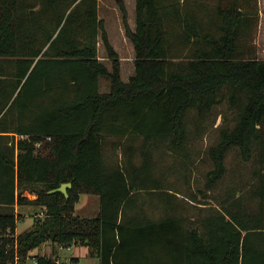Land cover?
Instances as JSON below:
<instances>
[{"label":"trees","instance_id":"obj_1","mask_svg":"<svg viewBox=\"0 0 264 264\" xmlns=\"http://www.w3.org/2000/svg\"><path fill=\"white\" fill-rule=\"evenodd\" d=\"M194 6L136 0L132 28L120 0L135 49L134 73L124 80L99 0H0V162L14 182L6 197L0 185V202L45 212L17 236L21 261L51 242V255H35L36 264H53L58 246L78 244L100 264H264L263 174L249 194L258 197L256 207L233 187L201 227H189L175 207L152 219L138 206L142 211L130 217L139 191L160 189L162 180L152 176L151 160L142 169L134 164L131 143L125 165L105 159L106 135L142 137L143 147L166 142L180 152L189 139V112L205 119L228 102L235 117L208 148L213 167L207 186L224 179L233 146L244 160L264 165V59L254 41L258 0H221L206 11ZM100 39L111 67L99 58ZM102 78L108 91L100 90ZM63 182L72 183L68 195L49 192ZM82 194L99 196L98 215L75 213ZM20 219L16 210L0 212V231L14 232ZM78 261L70 258V264Z\"/></svg>","mask_w":264,"mask_h":264},{"label":"rangeland","instance_id":"obj_2","mask_svg":"<svg viewBox=\"0 0 264 264\" xmlns=\"http://www.w3.org/2000/svg\"><path fill=\"white\" fill-rule=\"evenodd\" d=\"M128 10L129 22L135 24L136 20V0H123ZM214 4L221 3V0H213ZM258 7L260 3L258 0ZM262 11V13H261ZM261 16H264V0H262ZM99 16L104 19L105 25H110L112 35L123 48L121 60V73L124 80H128L135 70L134 59L135 49L132 51L128 47L129 42L126 41L124 33L117 31V24L123 25L122 11L120 8V0H99ZM131 18V21H130ZM259 19V21H260ZM260 23V22H259ZM108 32V31H107ZM126 33V32H125ZM131 42V40L128 38ZM256 46V55L264 59V20L263 27L257 28L254 37ZM128 42V43H127ZM132 43V42H131ZM134 48V46H133ZM99 58L111 67V59L108 57L105 47L100 39L98 43ZM101 91L109 90L108 80L101 79ZM235 117V111L230 108L228 102H223L215 107V109L205 118L200 119L195 110H191L188 114L189 139L184 150L180 152L170 150L168 143H157L154 141L147 142L149 145L143 147V138L119 135H106L104 141V155L108 165H116L128 162L130 152L127 149L129 143L135 148L134 164L142 169L143 165L150 167L152 162V176L162 180V188L160 189H141L134 197V204L128 208L131 215L133 211L141 212L138 206L145 207L147 216L152 219H158L169 213L173 207L177 208L179 214L186 217V225L189 227L202 226V219L211 214L212 209L221 207L220 201L233 187L243 189L241 195L246 196L245 201L251 207H256L258 197H251L249 194L259 187V176H264V165L259 160H244L237 146H233L226 157L227 172L223 180L219 181L213 187L207 186V173L213 167L212 160L208 156V148L218 142L220 138V129L226 123L231 122ZM264 130V128H263ZM19 136V135H17ZM158 146V147H156ZM149 149V150H148ZM147 153L148 161L145 163L144 153ZM145 163V164H144ZM149 163V164H148ZM13 174L12 171H5L0 162V185L4 188V196L13 192ZM155 190V193H152ZM158 192H163L157 194ZM171 198L172 203L167 202L165 198ZM139 199V200H138ZM131 203V204H132ZM77 213L81 216H96L100 210V198L98 195L82 194L80 200L76 203ZM217 206V207H215ZM17 209V210H16ZM22 215V219L17 222V231L28 229L34 220L36 211L24 204L23 206H14L7 202L1 205L0 212H14ZM170 210V211H169ZM142 215V213H141ZM34 222V221H33ZM79 246H82L78 244ZM78 246V248H79ZM87 256H81L79 264H99L100 260L97 255H92L90 248ZM60 247L58 246V249ZM53 244L46 242L32 250L28 264H36L34 257L37 254L49 255L52 253ZM72 250L61 249L60 258L69 261V254ZM155 254V253H154ZM156 261V259H153Z\"/></svg>","mask_w":264,"mask_h":264},{"label":"crops","instance_id":"obj_3","mask_svg":"<svg viewBox=\"0 0 264 264\" xmlns=\"http://www.w3.org/2000/svg\"><path fill=\"white\" fill-rule=\"evenodd\" d=\"M182 2H184V0H181ZM192 2V4L193 5H195L194 7L197 9V10H200V11H206V10H213V9H215V7H217L218 6V4H220V2L219 3H216V4H214V2H213V0H187V3L188 2ZM259 3H260V11H261V8H262V0H259ZM261 13H262V11H261ZM263 20H264V16L262 15L261 16V19H260V23H259V27H263ZM130 21H131V18H130ZM135 24H136V22H135ZM135 24L133 25V24H131V26H132V28H135ZM117 31L119 32V33H124V36H125V39H126V41H128L129 42V45H128V47L129 48H131L132 49V51H134V48H133V44L128 40V37H127V35H126V33H125V31H124V29H123V25H122V23H118L117 24ZM106 29H107V31H108V36H109V39H110V41H111V43L114 45V47H115V49L118 51V53H119V56H120V58L122 57V54H123V48L118 44V43H116V41H115V38L113 37V35H112V31H111V28H110V25L107 23V25H106ZM127 42V43H128ZM134 73V72H133ZM132 73V74H133ZM17 138H18V136H17ZM82 196V195H81ZM81 198V197H80ZM1 205H4V203H1ZM18 206L19 205H17V208H18ZM20 206H23V205H20ZM17 210V209H16ZM75 213H77V206H76V211H75ZM19 214V213H18ZM37 216V214L35 213L34 214V218ZM33 218V219H34ZM34 221V220H33ZM33 221H32V224H33ZM18 232H22V231H18ZM78 246L79 245H72V246H70V248H59L58 249V255L57 256H60V251H61V249H69V250H72V252L69 254V256H68V258L70 259L72 256H78V258H79V261H80V258H81V256H87V254H88V249L86 248V247H84L85 245H82V246H79V248H78ZM79 261H78V263L77 264H79ZM99 264H100V262H99Z\"/></svg>","mask_w":264,"mask_h":264},{"label":"built area","instance_id":"obj_4","mask_svg":"<svg viewBox=\"0 0 264 264\" xmlns=\"http://www.w3.org/2000/svg\"><path fill=\"white\" fill-rule=\"evenodd\" d=\"M22 137H24V136H22ZM26 194L29 197H36V195L28 193V192ZM44 215H45L44 211H40L39 213H37L38 217H43ZM18 234H19V232L17 231V227H16V230L14 232H12L10 228H8L7 230H1L0 231V264H28V261H27L28 259L26 261H21L20 256L18 255V251H17V236H18ZM13 238H14V245L11 241V239H13ZM13 246L15 248L14 258H11V256H10L11 247H13ZM66 248H70V246L66 247ZM31 253H32V251H30V254ZM49 255H51V254H49ZM30 256H29V258H30ZM55 256H56V258H55V261L53 264H70V260L65 261V260L61 259L60 256H57V255H55ZM34 261L37 263L36 257H34Z\"/></svg>","mask_w":264,"mask_h":264},{"label":"water","instance_id":"obj_5","mask_svg":"<svg viewBox=\"0 0 264 264\" xmlns=\"http://www.w3.org/2000/svg\"><path fill=\"white\" fill-rule=\"evenodd\" d=\"M72 183L71 182H63L60 186L51 189L49 192L54 193V192H62L65 195H68V188L71 187Z\"/></svg>","mask_w":264,"mask_h":264}]
</instances>
